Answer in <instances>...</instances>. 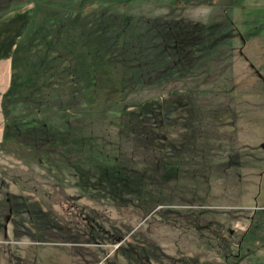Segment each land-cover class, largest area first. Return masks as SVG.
I'll return each instance as SVG.
<instances>
[{"label":"rangeland","instance_id":"374dc122","mask_svg":"<svg viewBox=\"0 0 264 264\" xmlns=\"http://www.w3.org/2000/svg\"><path fill=\"white\" fill-rule=\"evenodd\" d=\"M5 39L3 97L71 74L1 104L0 263L264 264V0H0Z\"/></svg>","mask_w":264,"mask_h":264},{"label":"trees","instance_id":"16d2710c","mask_svg":"<svg viewBox=\"0 0 264 264\" xmlns=\"http://www.w3.org/2000/svg\"><path fill=\"white\" fill-rule=\"evenodd\" d=\"M20 41H7L5 39L3 42H0V59L10 54V50L12 48L11 46L13 44L17 45V49L14 50L15 52L12 55V68L15 65L16 55H18ZM63 74V76H48L45 82L40 84L37 83L35 86H31L30 84V90L24 87L20 90L18 89L17 92H15L13 88H11L9 92L5 94V97H3L2 105L4 112H11L16 117H20V119H28L29 117L31 119L33 117H39L40 115L49 113L50 110H59L58 104L61 101L62 86L66 82V77H68L71 72H64ZM72 78L73 77H71L69 80H72ZM17 112H20L19 115H17ZM15 211V215L17 217L16 207H14V212ZM16 221L17 218L14 221V228L17 230ZM26 234H28L27 230ZM142 253L144 252H140V254ZM144 255L146 256V253H144Z\"/></svg>","mask_w":264,"mask_h":264},{"label":"crops","instance_id":"0c3cea01","mask_svg":"<svg viewBox=\"0 0 264 264\" xmlns=\"http://www.w3.org/2000/svg\"><path fill=\"white\" fill-rule=\"evenodd\" d=\"M12 55L8 54L4 57H2L0 59V142L2 141V138L4 137V121H3V113H2V99H3V95L6 92V90L8 89L9 85H10V78H11V68H12ZM1 203V201H0ZM9 205V214L7 216H5V218L2 220V218L0 217V222L4 221L5 223V229L3 230L4 232H6V234L10 233V223H12L13 228H14V221L16 219V215L14 212V205L12 203L6 204ZM13 210V211H11ZM14 231V229L12 230ZM11 246V245H10ZM9 248V255L13 256L14 254H16V250L13 248V246L8 247ZM10 258V257H9ZM13 259L8 261V263H0V264H18V262H16L14 259L15 257H12ZM101 262H98V264H100ZM21 264H28V263H21Z\"/></svg>","mask_w":264,"mask_h":264}]
</instances>
